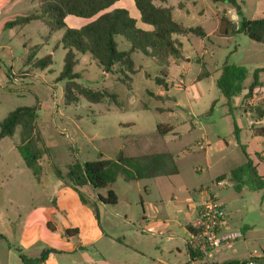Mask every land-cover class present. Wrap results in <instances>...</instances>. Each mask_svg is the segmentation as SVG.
I'll use <instances>...</instances> for the list:
<instances>
[{
    "label": "rangeland",
    "instance_id": "rangeland-1",
    "mask_svg": "<svg viewBox=\"0 0 264 264\" xmlns=\"http://www.w3.org/2000/svg\"><path fill=\"white\" fill-rule=\"evenodd\" d=\"M181 1L189 10V14L185 15L184 11L176 10L173 14L175 21H182L190 27H200L203 32L209 33L215 29L217 17L224 14L234 21L235 34L224 39L217 37L215 33L204 41L202 50L200 41H197L201 38L189 36L195 44H192L193 49L186 41L183 44L182 63L186 68L185 75L180 79V69L173 65L169 66L166 78L171 82H167L164 88L158 87L155 82L157 78L162 77L161 68L153 59L142 53L136 52L131 55L136 73L131 76L129 88L122 85L116 76L105 73L90 54L78 55V63L74 68V73L78 76L77 83L92 90H105L113 94L116 97V104H109L107 101L103 104H90L81 98L76 104L65 106L62 99V84L56 81L63 67L64 51L60 41L65 30L49 35L48 28L35 21L24 28L5 29L1 34L2 25L6 21L36 12L37 6L31 4V0H14L0 17V45L6 43V48L0 51V72L6 73L7 78L9 72L16 71V78L19 79L17 84L13 83L14 81L7 84L5 77L0 79V121L16 108L38 104L35 113L36 124L40 133L39 138L41 136L43 141L38 143V148L41 155H47L50 164L65 172L75 162H92L99 156L114 159L119 155L121 148L128 156L170 152L176 157L180 168V173L176 177L169 180L159 178L125 182L119 176L111 187L97 191L98 195L105 197L106 191L112 190L117 196L118 208L122 210L130 208L127 218L130 220L131 229L136 231L139 229L138 220L142 215V207L145 208L148 204L154 207L161 206L162 218L175 220L176 216L177 223H186L185 209L181 205L174 207L175 204H171L170 201L183 200L187 197L188 191L193 200L197 199V195L191 192V188L198 182L193 168L198 165L204 166V155L201 147L195 144L201 142L203 134L212 141L219 135L230 143V150H236L233 154L229 153V150L225 151L228 159L224 167H234L244 161L241 148L232 143L233 127L231 120L225 117L227 113L234 114L236 125L243 129L241 139L247 142L243 145L244 151L253 156L264 150V139L250 135L243 109L229 111L215 82L217 69L225 60L229 64L246 69L244 92L253 81L254 71L264 69V45L249 40L240 30L242 19L264 17V0H236L238 10L228 4H213L205 0H195L194 4L188 0ZM113 10L127 11L136 21L138 29H149L140 22L133 0H118L106 12ZM91 21L69 17L65 23L69 29H79ZM116 42L119 51L129 50V44L122 37H117ZM24 45L27 46L29 53L33 52L37 60L51 56L52 65L42 73V77L31 76L24 79L26 77L22 75L24 69L29 67L28 71L31 74L39 71L33 67L34 61L27 65L29 53L23 55ZM202 51H206L202 57L206 63V70L203 69L202 72L211 74L210 77L196 82L200 72L198 58ZM188 58L191 59L189 63ZM259 81L262 85L256 91L257 101L251 105L250 101H243L246 110L252 111L257 106L264 109V73L259 74ZM159 95L163 101L155 98ZM239 98L242 99V96L238 97L236 103L240 104L242 100L239 101ZM213 102L216 104L208 114ZM250 116L251 114L249 118ZM191 122L195 124L194 131L188 134ZM158 125L172 127L173 134L160 136L157 133ZM19 144L18 132L11 139L0 141V209H4L0 215V264H20L13 242V225L18 212L21 215L32 202L26 197H19L27 192H18L13 186L19 182L40 188L39 181L23 164L16 149ZM186 152L197 154L186 156ZM214 156H217V153ZM211 160L212 164L215 159ZM259 170L264 175V164L259 165ZM212 172L216 173L215 169H212ZM49 179L55 180L53 175L46 171L41 183H47ZM58 182L62 183L60 180ZM212 188L223 202L226 214L229 215L227 225L230 233H240L239 230L243 229L242 224H251L256 219L257 212L249 208L254 204H250L251 202L247 204L243 195H236L231 185L213 184ZM245 194L252 196L249 191H245ZM175 226V223L170 224V227ZM262 236H264L262 233L254 235L257 239ZM174 247L173 242L161 243V250L164 251L162 259L169 264L175 263L178 259ZM246 247L251 252L258 253L261 241L253 239ZM236 249L244 250L242 242H236Z\"/></svg>",
    "mask_w": 264,
    "mask_h": 264
},
{
    "label": "trees",
    "instance_id": "trees-1",
    "mask_svg": "<svg viewBox=\"0 0 264 264\" xmlns=\"http://www.w3.org/2000/svg\"><path fill=\"white\" fill-rule=\"evenodd\" d=\"M31 1L37 6L36 12L24 17H16L6 22L4 28H23L32 22L39 21L48 28L49 35L65 30L60 41V45L65 52L63 67L56 79L57 82L62 84V99L65 106L76 104L81 98L90 104H103L106 101L109 104H116V97L113 94L105 90H92L77 83L78 76L74 73V68L78 63V55L90 54L105 73L116 76L122 85L129 88L132 81L131 76L136 73L131 55L136 52L142 53L153 59L161 68L160 74L162 77L157 78L155 82L158 87L164 88L170 60L174 65H179L184 60L181 45L177 39H174V36L186 37L193 35L198 38L205 37L202 28H186L174 21L172 8L166 6L168 0H156L158 5L155 4L154 0H133L139 20L149 27L148 30L138 29L136 21L125 10L106 12L118 0ZM207 1L213 4H228L235 10L239 8L236 0ZM69 16L92 21L79 29H69L65 23V19ZM217 22V37L228 38L235 34L234 21L230 18L223 14L217 17ZM240 30L249 40L264 45V17L252 20L242 19ZM117 37H122L129 44V50H118ZM28 56L27 65L30 64V61H34L33 67L35 69L43 70L52 65L50 55L37 60L31 51ZM30 58L32 59L30 60ZM218 73L215 80L216 86L224 98L225 105L231 111L233 98L242 96V103H244L243 101H250L256 97V91L262 85L259 81V74L264 73V69L254 71L253 81L246 92L243 90V82L247 74L244 67L229 64L225 60ZM209 76L208 72L203 73L201 71L197 79L200 80ZM155 98L158 101L164 100L161 96H155ZM215 104L216 102L212 103L208 114L211 113ZM36 110L37 107L32 106L19 107L9 112L0 121V141L11 139L18 132L20 144L17 145L16 149L24 166L37 178L41 172L37 161L42 156L39 152L38 143H43V141L39 138L40 134L36 126ZM160 111L162 112V110ZM250 112L254 115V121L256 122L251 126L254 136L264 139V125L257 124V122L264 120V109L257 106ZM233 124L235 127V123ZM172 130L173 128L168 125L157 126V133L160 136H165L171 133ZM236 140L238 142L237 138ZM240 148L244 162L232 169L228 175V181L233 191L237 194L243 190L250 192L264 191V177L258 173L257 169V163H264V158L257 153L252 159L244 151L243 146H240ZM48 164L55 178L60 180L63 185L73 189L78 194L81 203L93 211L97 220L99 219L97 203L113 207L118 201L112 190H108L105 197L98 195L97 191L111 187L119 176L126 182H136L156 178H170L179 173L178 166L171 153L161 152L128 156L122 148L119 155L114 159L99 156L92 162H75L65 172H61L50 162ZM225 177V175L221 176L222 179ZM86 187H90L97 194L93 202L83 192ZM76 233V230H71L66 231L64 234L75 235ZM15 251L22 264H38L44 262L49 254L57 253L53 249H45L39 257L29 258L19 249Z\"/></svg>",
    "mask_w": 264,
    "mask_h": 264
},
{
    "label": "crops",
    "instance_id": "crops-1",
    "mask_svg": "<svg viewBox=\"0 0 264 264\" xmlns=\"http://www.w3.org/2000/svg\"><path fill=\"white\" fill-rule=\"evenodd\" d=\"M13 1L14 0H0V17L10 7ZM188 1L191 4L195 3V0ZM30 3L35 4L32 2ZM155 4L158 5L156 0ZM166 6L172 8V18L174 21L175 19L173 14L176 10L184 11L185 15L189 14V10L181 0H168V5ZM215 13L214 16L216 15ZM231 17H233V15H231ZM67 18L65 20H67ZM176 22L184 25L186 28H190V26L185 25L182 21ZM217 26L218 22L213 31L209 33L204 32L205 37L197 40L200 41L201 50L204 41H206L209 36L216 33ZM4 30V25H2L1 34ZM189 36H174V39H177L181 45L182 55L184 41L190 44L191 49H193L192 44H195L192 43V41L189 39ZM5 48L6 43L3 42V44L0 45V51H3ZM23 50L24 56L25 54L29 53L28 48L25 45ZM196 50L198 51L199 49ZM195 53L196 57H198L197 52ZM205 54L206 51H202L199 54L198 62L200 72L202 71V68H206V63L204 62V59L202 60V57ZM12 60L14 61L15 59ZM190 61L191 59L188 58L187 62L189 63ZM171 65L180 69L179 77L182 79L186 70L183 63L174 65L171 61L169 66ZM28 69L29 67L24 69L22 72V75L26 76L24 79L31 76L36 78L42 77V73L47 71L48 67L43 70H39L37 73L35 72L36 74H31ZM218 70L219 69H217L215 80L219 74ZM208 73L211 74L210 72ZM198 75L195 80L196 82L199 81L197 79ZM5 76L6 73L0 72V79H4ZM6 79L7 84H10L11 81H14L13 83L15 84L19 83V79L16 78V71L9 72V76ZM165 80L166 83L171 82V80L168 78ZM238 97L232 99L231 111L236 108L243 109V115L247 121L246 127L248 128L250 135L255 137L251 129V126L256 123L254 121V115L249 110L245 109V104L242 103V101L240 104L238 102L236 103ZM240 100L242 99L239 98V101ZM255 101H257L256 97L250 100L249 105L255 103ZM35 106L38 107V104ZM250 114L251 116L249 118ZM225 117L231 120V126L233 127L232 134L234 136V140L232 143H235V145H237L239 148L240 146L247 144L246 141L241 139V133L243 129L242 127L240 128L238 124L236 125L234 114L229 112L225 115ZM233 123H235V127ZM257 124L264 125V120L257 122ZM194 126L195 124L191 122L189 130H187L188 134L194 131ZM169 134H173V130ZM236 138L238 139L239 143L237 142ZM195 145L197 147H201L204 155V166L200 167L198 165L193 168L194 173L198 177L196 182H198L196 185H194V187L191 188V192L197 195V199L193 200L191 198V193L188 191L187 197H185L183 200L172 199L170 201L171 204H175L174 207L181 205V207L185 209L184 217L186 223H177L176 216L175 220L162 218L160 216L163 211L162 207H154L148 204L145 208L142 207V215L138 220V231L131 229L130 220L127 218L130 208L129 210L127 208L123 210L119 209L118 202L113 207H108L101 203H97L96 205L99 215V219L97 220L93 211L88 206L81 203L78 194L73 189L58 182L50 167L48 166L49 158L47 155H42L37 161V165L41 169L40 175H38L37 178L33 175L35 179L39 181L38 185L40 188H37L33 184L19 182L13 186L14 190L18 192H27L24 196L19 195V197H26L32 201L29 205V208L25 212H22L21 215L18 212L17 220L14 222L13 242L16 245V248L29 258L39 257L42 251L45 249L55 250L57 253L49 254L47 259L44 261L45 264H169L165 262L164 259H162L164 256V251L161 250L162 241H164L165 244L169 242L174 243V248L177 251L178 259H176L175 263L173 264H221L224 262L242 260L247 258L249 255L259 256L260 254H264V236L258 238L261 241V247H259L258 253L251 252V250L247 249L246 247L251 242V240H258L254 237L255 234H264V191L251 192L252 194L250 195L252 196H247L245 194V191L247 190H243L239 194L235 192L234 193L238 196L243 195L247 204L250 202V204H254L253 207L250 206L249 208H253V210L257 212L258 215L256 219L251 224H242L243 229L239 230L240 233H230L227 225L229 215L227 214L226 222L221 230L222 235L241 234V237L238 238L236 242H242L244 250L241 251L240 249H236L235 242L231 250L222 249L220 251L211 253L207 258L200 257L194 251L190 239L194 231V224L197 218L200 192L210 188L213 195L225 210L223 202L218 198L217 194L214 193V189L212 188L213 184L221 182L222 185L224 184V186L230 185L228 181V175L230 171L244 162L243 161L234 167L228 166L226 168L223 166L228 159V154H226L225 151L229 150V153L233 154L236 150H230V143L222 139L219 135H216L212 141L206 136V134H203V139L201 142L196 143ZM216 153L217 156H214ZM191 154L195 155L197 153H185L186 156ZM259 154H261L262 158H264V150L259 152ZM248 155L254 159L255 154L253 156L251 154ZM173 157L177 164L176 157L174 155ZM211 158L215 159L212 164ZM255 162L257 163V161ZM260 164L264 163H257L258 173L264 177V175H262L259 170ZM178 169L180 173V168L178 167ZM212 169H215L216 173H213ZM46 171L51 173L55 180L49 179L47 183H41V180H43V175ZM223 175L226 176L224 179L221 178ZM173 177L164 179L169 180ZM206 177L208 178L206 179ZM83 192L91 202L95 200L97 194L93 192L90 187L84 188ZM247 197L251 198L247 199ZM2 212H4V209H0V215ZM180 212L182 213V211ZM172 223H175L176 226L170 227V224ZM71 230H76L77 233L75 235L64 234L66 231ZM172 233H175L176 235H173ZM20 264H22L21 261Z\"/></svg>",
    "mask_w": 264,
    "mask_h": 264
},
{
    "label": "built area",
    "instance_id": "built-area-1",
    "mask_svg": "<svg viewBox=\"0 0 264 264\" xmlns=\"http://www.w3.org/2000/svg\"><path fill=\"white\" fill-rule=\"evenodd\" d=\"M222 186L221 182L216 183ZM227 214L213 195L210 188L200 192L197 218L194 224V231L191 235V245L197 255L207 258L211 253L222 249L231 250L241 237V234H221V230L226 222ZM38 264H45L40 262ZM221 264H264V254L249 255L247 258L224 262Z\"/></svg>",
    "mask_w": 264,
    "mask_h": 264
}]
</instances>
